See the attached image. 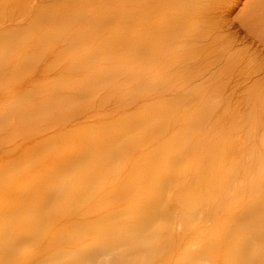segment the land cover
Returning <instances> with one entry per match:
<instances>
[{
    "label": "bare ground",
    "instance_id": "6f19581e",
    "mask_svg": "<svg viewBox=\"0 0 264 264\" xmlns=\"http://www.w3.org/2000/svg\"><path fill=\"white\" fill-rule=\"evenodd\" d=\"M238 3L241 0H145L147 20L144 30L134 35L130 79L142 92L160 98L184 96V100L173 99L165 106L168 110L155 115L150 112L143 120L138 118L144 114L141 112L120 118L114 125L128 130L140 121L151 125L173 114L182 129L166 145L158 147L153 170L145 168L141 172L135 166L129 169L128 178H131L124 192L125 202L114 208L107 205L114 199L113 193L98 198L93 197V192L100 190L99 185L103 190L106 188L107 171L122 174L111 165L115 159L126 161L130 138L122 145H114L116 132L107 133L104 124L97 121L96 132L68 129L65 135L71 132L69 136L76 142L64 140L62 148L55 152V143L37 144L46 165H29L21 158L18 161L21 167L18 169L15 164L12 173L0 179V264H90L95 260L108 264L106 257L110 253L120 257L124 250L138 253L152 248L155 251L159 248V235L166 242H173L176 205L180 208L179 243L194 241L189 246L199 244L205 252L218 251L221 247L230 253L258 249L259 260H264V173L248 186L235 187L238 195L250 198L239 205L238 196L228 192L234 186L236 164L232 163V156L236 142L224 136L202 158L197 155L200 149L196 139L189 140L203 126L200 117L211 109L208 93L220 96L227 91L246 92L252 104L251 113L245 121L233 122L239 127L235 130L243 127L245 135L261 123L255 108L261 114L264 111V78L252 79L259 72L252 55L264 54V0H246L235 15L236 26L229 16ZM248 41L258 46L252 49V54L241 47ZM232 75L235 79L242 78V82L231 86L228 81ZM104 82L102 77L86 79V86ZM55 95H64L68 100L82 98L81 93L66 89L48 96ZM183 102L187 106L196 102L205 107L189 108L187 115H182L177 107ZM90 116L84 114L81 118ZM260 142L264 148V128ZM238 153L239 157L252 155L246 144ZM259 157L264 170V152ZM189 169V184L179 186ZM42 180L45 182L40 185ZM109 189V192L120 191L117 185ZM88 192L93 198L85 196ZM67 194L73 196L61 202V196ZM86 198L89 202L97 198L104 201L108 206L106 212L60 224L62 217L78 218L84 214L86 211L81 207ZM51 200L55 202L50 203ZM203 206H208V211L203 212ZM93 209L94 206L88 208ZM200 215L206 218L201 219ZM236 228L241 229L237 242L220 244Z\"/></svg>",
    "mask_w": 264,
    "mask_h": 264
},
{
    "label": "rangeland",
    "instance_id": "374dc122",
    "mask_svg": "<svg viewBox=\"0 0 264 264\" xmlns=\"http://www.w3.org/2000/svg\"><path fill=\"white\" fill-rule=\"evenodd\" d=\"M245 1L241 0V3L234 6L229 16L236 26V14ZM145 11V0H0V179L11 174L15 164H18L19 169L21 166L18 161L21 158H25L29 165H46L42 161L44 157L39 153L40 150L37 151L40 148L37 144L55 143V152L65 142H76L69 136L71 132H96L99 131L96 128L97 123L102 122L104 131L116 132L114 145H122L126 138H130L132 143L126 161L115 159L111 165V168H119L118 171H122V174L107 171L108 185L104 190L99 185L100 190H95L93 197L101 198L113 193L114 199L107 204L113 208L125 202L124 192L131 178H128L129 169L132 166L141 172L145 168L152 169L156 165L154 155L160 146L182 129L173 114L166 118L167 121L165 119L162 122L159 119L151 125L140 121L137 126L128 130L114 125L120 118L141 112L144 114L138 118L143 120L144 115L150 112L155 115L158 111L168 110L165 106L173 102V99L184 100V96L165 95L160 98L151 92H142L130 79L134 35L136 31L144 30L147 20ZM139 41L143 43L142 40ZM256 46V43L250 41L241 45L243 49H249L250 53ZM252 58L259 67L258 75L252 76V79H263L264 54H254ZM101 77L106 82L92 87L86 86V79ZM231 79L228 81L231 86L237 81L242 82V78L235 79L233 75ZM62 89L81 93L82 98L68 100L64 95L48 96L51 92ZM239 92L227 91L220 96L208 93L206 98L211 109L208 116L205 113L206 116L203 114L200 117L203 126L189 140L196 139L200 149L197 155L202 158L210 149L216 148L215 142L222 140L224 136L231 137L236 142L232 156V163L236 164L232 177L234 186L228 192L231 196H238L236 202L240 205L249 202L250 198L238 195L235 187L248 186L253 179L264 173L259 159V155L264 152L260 142L264 128V111L261 114L260 109L255 108L259 115L257 117L261 120L260 125L257 123V128L248 130L245 135L242 134L243 127L235 130L239 127L233 125V122L245 121L252 107L248 101L249 95ZM204 107L196 102L190 106L183 102L178 104L177 109L182 115H187L189 108ZM84 114L91 116L89 119L81 118ZM161 117L165 118L163 112ZM68 129L71 132L66 136ZM62 131L65 133L60 135ZM245 144L252 153L251 158L243 155L239 157L238 152L244 149ZM53 162L57 163L56 160ZM190 170L184 173L186 175L179 182V186L189 184ZM93 181L95 182V178ZM43 182L45 181H40V185ZM112 185L119 186L120 191L109 192ZM58 192L60 190L53 197ZM71 196L73 195L67 194L59 200L63 202L62 200ZM85 196L93 198L89 192ZM98 198L95 202H89L86 198L84 202L88 206L84 203L81 207L86 212L78 218L62 217L63 222L60 224L79 220L80 217L90 219L105 213L108 206ZM91 206L95 209L88 210ZM175 207V236L172 244L159 235L157 250L150 248L138 253L124 250L125 254L120 257L110 253L106 257L108 264H264V260H259L261 252L258 249L247 253H230L221 247L218 251L205 252L199 244L190 247L194 241L179 243L177 236L180 228L177 224L180 208L177 205ZM208 209V206H203L201 210L205 212ZM205 218L201 216V219ZM240 232L241 229L236 228L233 235L222 240L220 244L237 242ZM33 253L34 250H31L30 254ZM90 264L105 263L95 260Z\"/></svg>",
    "mask_w": 264,
    "mask_h": 264
}]
</instances>
